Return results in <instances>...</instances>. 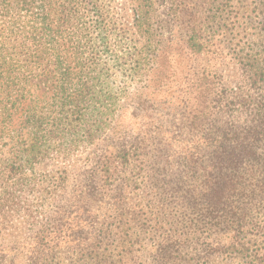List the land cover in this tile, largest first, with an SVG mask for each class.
Segmentation results:
<instances>
[{"label": "trees", "instance_id": "1", "mask_svg": "<svg viewBox=\"0 0 264 264\" xmlns=\"http://www.w3.org/2000/svg\"><path fill=\"white\" fill-rule=\"evenodd\" d=\"M82 1L0 0V92L10 90L6 99L0 97V144L6 141L15 112L25 102L26 84L46 74L47 66L43 74L41 71L45 64L53 75L47 73V79L63 96L61 119L65 118L64 124L70 131L80 128L85 130L82 137L86 141L94 140L95 114L101 124L106 123L103 118L111 107L99 105L94 82L97 73L90 75L82 61V57L94 51L93 39L71 42L64 29L66 18L73 16L72 3L96 5L99 0ZM233 1L237 2L235 8L239 12L235 17L248 24L242 39L232 49L239 65V85L228 91L219 83L218 91L214 87L205 90L206 74L199 77L201 90L196 89V98L186 106L185 113L192 139L181 155L170 149L161 132L134 135L121 129L119 142L113 143L118 144L116 149L104 151L97 167L77 181L73 195L67 197L65 177L54 181L49 175L33 173L42 161L70 153V146L60 140L65 137V126L56 123L52 128L45 127L49 124L47 118L37 119L34 113L29 117L32 125L36 122L30 144L27 140L17 142L10 155L0 150V236L15 227V216H23L32 232L36 264H60L58 234L67 212H93L92 207L102 199H109L110 209H127L124 189L139 186L140 179L145 182L147 178L146 196L158 210L153 214L161 215L154 220L165 217L155 224L148 222L149 232L160 240L154 253L148 251L149 255L138 261L137 242L125 237L128 227H134L126 222L125 214L115 212L110 217L112 222L102 223L93 247L76 243L75 247L81 248L74 251L76 261L71 264H210L220 257L237 259L243 264H264V0ZM55 12L59 15L56 29L51 21ZM148 12L138 14L145 27L140 29L139 23L144 39L137 40L143 43V52L153 53L163 47V41L160 37L158 43L153 40L155 31ZM60 20L65 22L60 24ZM96 22L104 32L106 25L101 16ZM194 36L197 51L205 54L204 45L209 40L198 33ZM107 38L103 35L99 40L105 49ZM60 40L65 53L73 59L65 56L55 43ZM89 46L92 50L86 53ZM47 58L54 62L44 63ZM71 62L76 66L72 67ZM89 75L93 81L87 79ZM75 77L80 79V85L77 96L72 98L69 86ZM36 109L32 106V110ZM75 115L78 122L72 125ZM150 202L147 204L151 208ZM49 205L54 207L52 214L45 211ZM100 222L97 216L91 217L93 227ZM115 223L119 227L111 228ZM143 226L149 228L147 223ZM1 259L4 256L0 263Z\"/></svg>", "mask_w": 264, "mask_h": 264}, {"label": "rangeland", "instance_id": "2", "mask_svg": "<svg viewBox=\"0 0 264 264\" xmlns=\"http://www.w3.org/2000/svg\"><path fill=\"white\" fill-rule=\"evenodd\" d=\"M82 2L72 3L73 16L70 14L69 18H66L67 22L60 20V24L65 22L64 29L70 34L68 39H71V42L93 39L94 51L82 57V61L90 75L97 73L94 82L97 84L95 87L98 90L99 105L101 108H105V104L111 107L103 118L106 123L101 124L99 115L95 114L97 124L94 140L86 141L82 137L85 130L80 128L70 131L69 126L64 124L65 118L61 119L63 96L59 94V88H55L54 83L47 79V73L51 77L53 75L49 74V66L45 64L41 67L43 74V68L47 66L45 76L39 75L26 84V98L23 100L25 102L15 112L6 141L0 144L4 155H10L18 145L17 142L27 140V144H30L32 135L36 132V122L32 125L29 117L34 113L37 119L40 116L47 118L49 124L45 127L52 128L56 123H63L65 137L60 140L64 145L70 146V153L67 156L57 154L42 161L33 173L39 176L49 175L54 181L63 180L62 177H65L67 191L64 194H67V197L73 195V185L85 179L87 174L97 167L104 151L110 150L109 153L116 149L118 144L113 143L119 142L121 129L134 135L140 132L145 134L147 131L158 135L157 133L161 132L162 136L165 134L170 149L181 155L192 139L191 127L185 120V113L186 106L196 98V89L201 90L202 81L199 77L206 74L207 79L203 81L205 90L214 87L215 91H218L216 87L219 83L228 91L238 87L239 65L233 57L232 49L235 43L242 39L244 29L248 26L244 20L235 17L239 12L235 8L237 2L233 0H148L147 4L139 0H99L96 5L94 2L79 5ZM147 10L149 21L151 20L154 26L153 40L158 43L160 37L161 42L163 41V47L155 50V53L143 52V43L137 40L144 39L141 35L143 30L139 31L138 28L139 23L140 29L145 27L139 22L138 14ZM98 16H101L106 25L104 32L97 27ZM58 17L56 13L51 19L54 29L58 26ZM195 33L209 40L204 45L203 55L197 51ZM103 35H108L106 49L99 43ZM55 43L65 55L62 41ZM91 50L92 47L89 46L86 53ZM65 56L71 58L70 54ZM96 60L99 63H96ZM52 62L54 60L47 58L44 63ZM70 64L72 67L76 66L74 62ZM55 67L56 64L52 66V70ZM90 75L87 79L93 81ZM55 81H59V78ZM79 81L80 79L75 77L70 82L69 94L72 98L77 96ZM9 95L8 89L7 93H4V90L0 92L3 99ZM13 97L17 95L14 94ZM93 104H96V101ZM32 106L38 110H32ZM72 120V125L76 124L77 116ZM57 143L61 144L59 140ZM140 182L141 189L140 185L124 189L127 209H110L109 199H102L92 207L93 212L82 210L78 214L67 212L63 216L61 221L64 227L58 234V237L61 236L58 240L57 258L60 264L76 261L74 259L77 254H74V251L78 252L81 248L78 245L75 247L77 242L93 247L96 233L101 229L102 223L112 222L110 217L115 212L125 214L126 222L134 227H128L129 234L125 237L128 241L137 242L135 245L139 250L135 254L138 261L142 260L143 255L154 253L160 240L153 238L154 234L149 232L148 222L155 224L163 221L165 217L154 220L156 216L161 215L153 214L158 210L146 196L147 178L145 182L140 179ZM149 202L151 208L148 207ZM53 208L49 205L45 211L52 214ZM95 216L101 222L93 227L91 217ZM14 219L15 227L0 236V256H4L0 264H36L38 259L32 255V232L29 231L23 216H15ZM262 219L264 221V217ZM145 223L149 228L143 226ZM115 225L119 227L116 223L110 227ZM117 231L124 233L122 229ZM100 250L105 255L104 248ZM113 255L118 258L116 252ZM210 264L243 263L237 259L220 257L214 258Z\"/></svg>", "mask_w": 264, "mask_h": 264}]
</instances>
